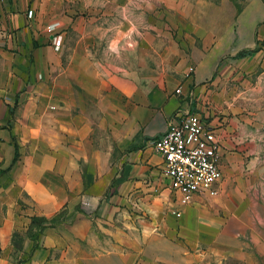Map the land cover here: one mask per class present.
<instances>
[{
  "label": "crops",
  "instance_id": "0c3cea01",
  "mask_svg": "<svg viewBox=\"0 0 264 264\" xmlns=\"http://www.w3.org/2000/svg\"><path fill=\"white\" fill-rule=\"evenodd\" d=\"M0 3V36L24 63L34 56L35 77L51 72L54 106L52 132L42 144L26 152L17 142L18 159L12 163V146L1 165L11 169L9 184L0 188V264H264L262 76L241 93L248 94L241 116L228 115L232 104L224 101L237 69L261 66L264 73L258 63L264 0H243L239 12L233 0ZM52 23H58L59 48L46 31ZM242 50L256 51L235 63ZM185 113L199 114L213 129L222 178L215 196L195 195L179 205L160 176L162 158L152 143ZM133 135L153 137V155L143 153L127 181L145 183V196L164 207L162 220L149 223L134 252L122 244L107 247L105 235L97 237L88 215L76 209L96 184L105 189L118 176L121 162L113 164L112 153ZM88 176L93 183L86 188ZM18 201L24 207L16 220ZM61 212L64 220L37 239L23 235L32 217Z\"/></svg>",
  "mask_w": 264,
  "mask_h": 264
},
{
  "label": "rangeland",
  "instance_id": "374dc122",
  "mask_svg": "<svg viewBox=\"0 0 264 264\" xmlns=\"http://www.w3.org/2000/svg\"><path fill=\"white\" fill-rule=\"evenodd\" d=\"M233 2L238 8H241L243 4V0H233ZM1 9L0 3V11ZM262 24L264 27V22ZM234 25L237 24L234 23ZM233 33L238 35L235 31ZM261 45L262 53L258 63L264 66V40ZM239 52L232 57L235 63H239L240 59L244 57L237 56ZM25 59L27 62L21 61L20 57L8 48L6 39L0 36V188L6 187L10 181L11 166L1 168V165L8 156V150H11L13 146L11 138L13 137L16 142H20L26 152H29V150L42 144V136L45 133L50 134L52 132L51 111L54 106L49 98L51 72L48 71L45 74L39 72L35 77L34 74L30 73V62H34V56L25 57ZM262 69L260 66L257 72H245L240 68L235 71V75H239L236 77L234 87L230 89L231 95L229 98L224 97V101L231 102L233 108V110L229 108L230 110L226 111L228 115L241 116L243 114L242 105L244 99L245 102H248V94L242 96L241 93L247 91L248 81H254L260 76L264 80ZM35 83L41 84L35 88ZM140 90L143 89L140 88ZM263 92L261 89V95ZM173 93L177 94L174 90ZM252 95L258 101V91ZM23 96L28 97L26 99L27 104L24 105L20 104ZM31 96H39L41 100L35 101L29 98ZM258 106L256 105V107ZM204 111L208 115L211 113L206 108ZM126 139L121 147H116L111 157L113 164L121 162L117 168L118 176L114 177L105 189H103V185L96 184L97 188H91L90 194L80 200L76 209L88 215L97 237L99 235L102 239V235H105L107 247L122 244L128 251L134 252L139 245L140 235L147 229L149 223L153 222L154 225H157V222L162 220L164 207L159 201L154 200V197L145 196L148 193L145 183L141 185L134 181H127L132 170L136 169L132 164L140 166L143 153L145 156L153 155L149 148L153 137L133 135ZM147 147L149 149L145 152ZM137 172H140V167ZM118 180L121 181L118 183ZM92 183V177L88 176L84 185L87 188L88 184L92 185ZM82 201L87 204H82ZM22 204L23 202L18 201L16 220H19L20 207H24ZM3 211L4 208L1 206V212ZM65 217L64 212L49 218L34 216L31 218L28 230L23 232V235L37 239L45 228L54 226L64 220ZM104 228L105 230H103ZM17 236L21 238L20 232Z\"/></svg>",
  "mask_w": 264,
  "mask_h": 264
},
{
  "label": "built area",
  "instance_id": "2783aa9c",
  "mask_svg": "<svg viewBox=\"0 0 264 264\" xmlns=\"http://www.w3.org/2000/svg\"><path fill=\"white\" fill-rule=\"evenodd\" d=\"M31 15L32 11H28V17ZM57 26L58 23L46 26L55 48L62 44ZM175 92L179 93L180 89ZM178 118L170 121L152 144L162 158L160 176L166 180L179 205H186L195 195L213 197L217 194L222 178L221 146L213 129L199 114L185 113Z\"/></svg>",
  "mask_w": 264,
  "mask_h": 264
},
{
  "label": "trees",
  "instance_id": "16d2710c",
  "mask_svg": "<svg viewBox=\"0 0 264 264\" xmlns=\"http://www.w3.org/2000/svg\"><path fill=\"white\" fill-rule=\"evenodd\" d=\"M236 9L237 11L239 12L241 10V8H238L236 6ZM256 50H252V51H241L237 54V56H240V57H243V56H246V55H251L253 52H255ZM11 143L14 147V156H13V159H12V163H14L17 159H18V156H19V153H18V143L16 142V140L12 137L11 138ZM121 180H118V183L120 182Z\"/></svg>",
  "mask_w": 264,
  "mask_h": 264
}]
</instances>
